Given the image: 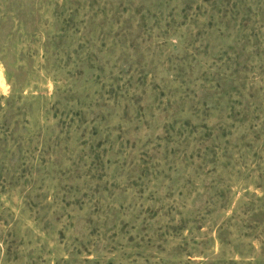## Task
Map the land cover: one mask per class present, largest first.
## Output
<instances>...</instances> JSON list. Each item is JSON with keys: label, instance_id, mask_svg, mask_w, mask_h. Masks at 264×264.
I'll list each match as a JSON object with an SVG mask.
<instances>
[{"label": "rangeland", "instance_id": "1", "mask_svg": "<svg viewBox=\"0 0 264 264\" xmlns=\"http://www.w3.org/2000/svg\"><path fill=\"white\" fill-rule=\"evenodd\" d=\"M0 264H264V0H0Z\"/></svg>", "mask_w": 264, "mask_h": 264}]
</instances>
